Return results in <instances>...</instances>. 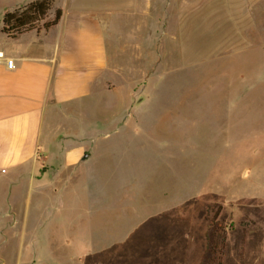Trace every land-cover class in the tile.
<instances>
[{
    "label": "rangeland",
    "instance_id": "1",
    "mask_svg": "<svg viewBox=\"0 0 264 264\" xmlns=\"http://www.w3.org/2000/svg\"><path fill=\"white\" fill-rule=\"evenodd\" d=\"M30 1L0 0V23ZM129 1L115 21L145 20L146 50H111L109 91L66 126L76 161L51 142L19 184L0 264H196L218 206L224 264H264V0Z\"/></svg>",
    "mask_w": 264,
    "mask_h": 264
},
{
    "label": "crops",
    "instance_id": "2",
    "mask_svg": "<svg viewBox=\"0 0 264 264\" xmlns=\"http://www.w3.org/2000/svg\"><path fill=\"white\" fill-rule=\"evenodd\" d=\"M96 3L66 0L56 8L61 10L58 23L48 30L27 31L14 39L0 31V52L12 61L10 69L0 64V263L2 247L22 245L3 236V231L26 230L28 225V219L12 217L27 215L23 206L19 211V201L27 193L20 194L19 184L28 175L32 179L36 165L48 161L51 142L62 146V139H69L64 157L69 163L76 161L80 148L74 142L75 131H67L66 126L76 124L77 104L90 99L93 89L109 91L104 77L112 67L111 50H146L145 20L130 22L129 16L121 15L115 21L120 8L130 11L138 2ZM54 30V40L47 41ZM77 39L88 48L83 50ZM44 223L30 224L38 228ZM246 263L240 254L237 264Z\"/></svg>",
    "mask_w": 264,
    "mask_h": 264
},
{
    "label": "trees",
    "instance_id": "3",
    "mask_svg": "<svg viewBox=\"0 0 264 264\" xmlns=\"http://www.w3.org/2000/svg\"><path fill=\"white\" fill-rule=\"evenodd\" d=\"M53 0H34L3 13L0 31L8 38H16L31 30H48L56 25L61 17V10H54L53 17L48 19ZM221 207L212 210V217L206 226L205 249L199 264H224L223 254L225 235L229 226L219 220Z\"/></svg>",
    "mask_w": 264,
    "mask_h": 264
},
{
    "label": "built area",
    "instance_id": "4",
    "mask_svg": "<svg viewBox=\"0 0 264 264\" xmlns=\"http://www.w3.org/2000/svg\"><path fill=\"white\" fill-rule=\"evenodd\" d=\"M4 62L7 68H12V61L7 59L2 52H0V64Z\"/></svg>",
    "mask_w": 264,
    "mask_h": 264
},
{
    "label": "water",
    "instance_id": "5",
    "mask_svg": "<svg viewBox=\"0 0 264 264\" xmlns=\"http://www.w3.org/2000/svg\"><path fill=\"white\" fill-rule=\"evenodd\" d=\"M87 158V155H84L81 161L85 160Z\"/></svg>",
    "mask_w": 264,
    "mask_h": 264
}]
</instances>
